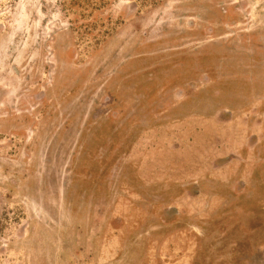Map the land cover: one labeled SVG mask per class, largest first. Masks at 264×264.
<instances>
[{"label": "rangeland", "instance_id": "rangeland-1", "mask_svg": "<svg viewBox=\"0 0 264 264\" xmlns=\"http://www.w3.org/2000/svg\"><path fill=\"white\" fill-rule=\"evenodd\" d=\"M209 6L0 0V264H264L261 74Z\"/></svg>", "mask_w": 264, "mask_h": 264}, {"label": "flooded vegetation", "instance_id": "flooded-vegetation-1", "mask_svg": "<svg viewBox=\"0 0 264 264\" xmlns=\"http://www.w3.org/2000/svg\"><path fill=\"white\" fill-rule=\"evenodd\" d=\"M230 2V5H228ZM209 0V8H208V16L211 21H209L210 27H208V33L211 37L216 36L214 32L219 31L223 35L218 34V37H229L233 36L240 40V46L235 47L238 50L242 48H248V50L256 51V54L253 61L257 62V71L258 74H261L257 79V89H260L262 93H264V15L260 16V21L256 24L255 29L251 28V18L248 13V6L246 0ZM233 4V5H232ZM132 7L128 6V10L131 11ZM216 19L222 21L217 23ZM227 22L231 24L230 29L225 28L227 26ZM224 23V24H223ZM210 46L217 47L215 44L216 38L213 37L208 40ZM225 49L224 51H236L228 46L223 45ZM227 47V48H226ZM221 50V49H220ZM210 74V72H208ZM248 74H251L248 72ZM253 74V73H252ZM6 92H1L0 94Z\"/></svg>", "mask_w": 264, "mask_h": 264}]
</instances>
